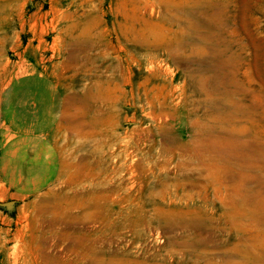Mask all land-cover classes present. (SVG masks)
<instances>
[{"label": "rangeland", "instance_id": "1", "mask_svg": "<svg viewBox=\"0 0 264 264\" xmlns=\"http://www.w3.org/2000/svg\"><path fill=\"white\" fill-rule=\"evenodd\" d=\"M29 74L61 93V164L39 194L0 185V202L15 201L0 205V264H85L90 244L148 264H221L220 238L237 235L215 223L191 231L202 244L177 243L188 233L156 219L148 182H174L177 144L197 135L210 163L241 167L264 200V0H0V107ZM171 196L160 205H203Z\"/></svg>", "mask_w": 264, "mask_h": 264}, {"label": "bare ground", "instance_id": "2", "mask_svg": "<svg viewBox=\"0 0 264 264\" xmlns=\"http://www.w3.org/2000/svg\"><path fill=\"white\" fill-rule=\"evenodd\" d=\"M178 17L179 15L174 13L172 19L177 20ZM183 39L178 38L174 42L181 48ZM159 46H161L160 43L154 45L155 48ZM136 134L140 139L141 133L138 131ZM196 136L186 143L177 144L182 151L181 162L177 164L181 172L178 177L174 178V182H171V177H164L160 189H157L156 181L151 180L148 182V185L152 184V187L148 186L147 192L150 197H155L151 202H153L156 211V219L172 225V229H181L184 233H188L184 234L181 239L174 237V240L181 245L202 244L208 236L200 237L197 233L191 231L203 228L201 231L203 233L209 228L208 224L218 223V227L222 232L237 235L234 239H231V237L220 238L218 246H220L219 255L222 257L221 264H264V200L258 198L254 191L248 188L241 167H238L235 174L230 175L229 169L228 174L224 169H220L215 162L210 163L211 158L200 152L199 145L196 147L198 140ZM189 145H192V147L186 148ZM126 155L128 156V149ZM225 166L227 167V165ZM134 174L135 172L132 169V175ZM164 176H166L165 172ZM139 180L138 183L143 182L141 179ZM187 187L198 189L187 190ZM228 189L231 191L227 192ZM172 194H179L187 200L200 199L203 205L197 207L200 208L198 212H192L195 206L191 205L190 202H184V205L179 207L172 204L161 206L160 201H165ZM221 194H224V196ZM214 200H218L221 204L219 206L221 211L219 218L214 215V211L209 212V207ZM94 206L96 209L94 213L98 214L99 222H102L105 228H110L112 225L110 213L102 211L104 207L99 204ZM143 219L136 216L130 218L129 223H140ZM95 245L90 244L85 247V252L81 256L85 264H148L145 260L130 259L117 252L106 251Z\"/></svg>", "mask_w": 264, "mask_h": 264}, {"label": "crops", "instance_id": "3", "mask_svg": "<svg viewBox=\"0 0 264 264\" xmlns=\"http://www.w3.org/2000/svg\"><path fill=\"white\" fill-rule=\"evenodd\" d=\"M61 93L42 74L12 81L0 107V185L16 197L41 193L58 177L61 150L52 134Z\"/></svg>", "mask_w": 264, "mask_h": 264}, {"label": "water", "instance_id": "4", "mask_svg": "<svg viewBox=\"0 0 264 264\" xmlns=\"http://www.w3.org/2000/svg\"><path fill=\"white\" fill-rule=\"evenodd\" d=\"M14 203H15L14 200H9V201H5V202H0V205L5 206L8 209H11L13 207Z\"/></svg>", "mask_w": 264, "mask_h": 264}]
</instances>
